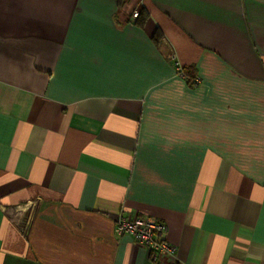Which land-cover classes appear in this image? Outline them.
<instances>
[{
	"label": "crops",
	"instance_id": "1",
	"mask_svg": "<svg viewBox=\"0 0 264 264\" xmlns=\"http://www.w3.org/2000/svg\"><path fill=\"white\" fill-rule=\"evenodd\" d=\"M135 215L264 264V0H0V264H157Z\"/></svg>",
	"mask_w": 264,
	"mask_h": 264
},
{
	"label": "built area",
	"instance_id": "2",
	"mask_svg": "<svg viewBox=\"0 0 264 264\" xmlns=\"http://www.w3.org/2000/svg\"><path fill=\"white\" fill-rule=\"evenodd\" d=\"M136 15L137 13L134 12L133 16ZM172 59L174 67L179 70L180 66L174 60V56ZM166 230L165 223L143 215L119 216L114 223L115 234L130 236L137 244L145 248L151 261L157 264L162 257H172L176 250L175 246L165 240Z\"/></svg>",
	"mask_w": 264,
	"mask_h": 264
},
{
	"label": "trees",
	"instance_id": "3",
	"mask_svg": "<svg viewBox=\"0 0 264 264\" xmlns=\"http://www.w3.org/2000/svg\"><path fill=\"white\" fill-rule=\"evenodd\" d=\"M127 1H128V0H117V3H118L119 6H122V5L125 4ZM136 17H137V22H138L139 20L142 22L143 19L145 18V14H143L142 11H139V12H137ZM179 66H180V65H179ZM175 69H176V68H175ZM176 71H177V73L180 74L181 76H183V77H187L186 70H185L184 68H182L181 66L179 67V70H176ZM186 79H187V78H186ZM189 82H190V84H191V82H193V80H192V81L190 80Z\"/></svg>",
	"mask_w": 264,
	"mask_h": 264
},
{
	"label": "rangeland",
	"instance_id": "4",
	"mask_svg": "<svg viewBox=\"0 0 264 264\" xmlns=\"http://www.w3.org/2000/svg\"><path fill=\"white\" fill-rule=\"evenodd\" d=\"M128 2V1H127Z\"/></svg>",
	"mask_w": 264,
	"mask_h": 264
}]
</instances>
